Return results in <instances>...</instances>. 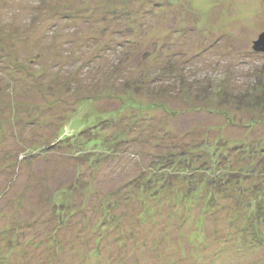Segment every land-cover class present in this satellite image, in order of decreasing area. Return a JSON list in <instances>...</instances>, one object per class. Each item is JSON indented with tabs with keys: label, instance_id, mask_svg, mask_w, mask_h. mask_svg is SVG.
Here are the masks:
<instances>
[{
	"label": "rangeland",
	"instance_id": "1",
	"mask_svg": "<svg viewBox=\"0 0 264 264\" xmlns=\"http://www.w3.org/2000/svg\"><path fill=\"white\" fill-rule=\"evenodd\" d=\"M112 28L124 32L113 50ZM263 34L264 0H0V264H264V239L249 243L232 211L239 183H264L229 182L211 212L181 207L172 178L191 156L194 168L214 165L212 139L264 177V53L253 50ZM128 104L142 109L129 124ZM115 113L125 119L98 123ZM93 124L126 131L113 153H83L88 132L75 133ZM33 143L43 153L24 158ZM75 182L83 197L62 189Z\"/></svg>",
	"mask_w": 264,
	"mask_h": 264
},
{
	"label": "trees",
	"instance_id": "2",
	"mask_svg": "<svg viewBox=\"0 0 264 264\" xmlns=\"http://www.w3.org/2000/svg\"><path fill=\"white\" fill-rule=\"evenodd\" d=\"M135 12H138V11H135ZM112 29L114 30V28H112ZM141 31H142V29H141ZM117 33L119 34V33H124V32L123 31H118V29H116V30L113 31V33L112 32L107 33V35L108 34L109 35L105 39L108 41V43H110L108 49L111 48L113 50V44H116L115 43V39L117 38ZM131 34H132V32H131ZM101 35H103V32H102ZM127 36H128V34H127ZM93 40H95V39H93ZM98 52L100 53L101 50L99 49ZM100 55L101 54H98V57H100ZM69 60H71V59H69ZM10 79H13V80L16 79L15 75L12 74V78L10 77ZM13 80H11V82H12L11 84L5 85V87H7L8 90H12L11 92L16 91V88L14 86V83H13L14 81ZM52 83H54V81ZM82 102L83 101H81V103ZM32 105H35V104H32ZM126 108L130 109L129 110L130 112H128V113H129V115L131 114L130 115L131 117L127 118V121H126L127 124L130 123V120H139V119H141V118H139L142 115V114H139V113H142V109L141 108H138V107L135 108L132 104L126 105ZM161 108L165 109L164 107H161ZM77 110L79 111V109H77ZM77 110H74L73 112L71 111L70 113L64 114L65 120L62 122V128L64 126H66L73 119L74 116H76ZM117 113H115L114 116L108 117V120L104 119V117H103V120L99 121L98 123H103V121H109L110 125H111V124L115 123L116 121H120L121 122L122 120L125 119L124 115L119 116ZM60 118L63 120L62 117H60ZM102 125H104V124H102ZM84 131L88 132L86 135L89 136V137L82 144V147H83V145H85L84 147H86V148H84L85 152H83V153H93V152H96V151H97L96 153H100V151L101 152H105V153H113L112 151L114 149V146L115 145L117 146V144L122 142L121 139L124 138L125 132H126V131H124V129H119V132L117 133V135H113L114 132H112V134L111 133L107 134L104 130H102L100 125L93 124V125H91V126H89L87 128L85 127V128H83L81 130H77V132L75 134H78V135L74 139L75 140L78 139V137L81 136ZM60 132H61V129L57 130V137H58L57 142L60 143V147L61 146L65 147L64 144H66V140H65L66 139V135L65 136H61ZM86 135H83V136H86ZM71 136H73V135H71ZM212 141L213 142H211V146H210L209 149H213L214 151L211 152L212 155H210V157H209V155L207 157H208V161H211V163L213 162L214 165L212 164L211 167H205L206 165H205V162H204L203 165L201 164L198 167L194 168L193 167V163L194 162L201 163L199 161L200 157L196 156V158H197L196 159L195 156H191V159L189 158L190 159L189 163H186L187 166L183 170L178 171V173L175 174L174 177H172V174L170 176L173 179H178L180 181V183L185 187L186 191L183 194L184 197L181 199L183 201L181 203H179V204L180 205L182 204L181 207H183L186 210L189 208L190 205H193L195 203H199L198 201H202L203 205L205 206V207L203 206V208H205L204 210H206V211L210 210L212 212L213 210H211V209H213L212 208L213 206L211 208H210V206H211V204L214 201L213 194L216 192L217 189L220 190L221 192H223V189L225 190L226 187L228 189L229 188L233 189L234 186L229 185L230 184L229 182H231V181L232 182H236V181L251 180L253 182H259L258 183L259 185L264 183V177L263 178L259 177V174H260L259 171H261V169H263L262 165H260V167H258L257 164H256V165H252V167H251L249 165L243 166V164L241 163L243 161L240 159L241 156H239V155L245 153V151H241V152L237 151L234 154L237 158H235L234 155L230 158V153L227 150V148H229V146H228L229 143L226 144V142H225V143H222V144H219V143L216 144V140L215 139H212ZM200 144L203 147V144H206V143L205 142H201ZM33 145H34V143L31 146H25V148H24V146L22 144V146L19 147L21 149L20 153L22 155L25 154L24 155L25 157L23 156L24 158L29 157L30 155H32V153L34 151L36 153H39V154L43 153V150H42L43 147H41V149H32ZM77 146H79V144H77L76 141H75V142H71V144L68 145V148L72 149V148H76ZM241 146H243V145H241ZM79 147H81V143H80ZM185 147H186V149H187V147H189V149L191 148V146H189L188 144H186ZM50 148L54 149L55 147L51 146ZM184 148H183L182 151H185ZM23 149H25V150H23ZM208 150H206V151H208ZM262 150H264V148L260 147L259 151L262 152ZM201 151L203 152V150H201ZM248 155L252 159V156L254 154H253V152L251 153V151H249ZM8 157L9 156H7V155L5 156L6 159ZM193 158H194V160L192 161ZM237 159H239V161ZM7 160H9V159H7ZM216 160L219 161L220 164ZM220 160H222V162ZM221 163H223V165L224 164H227V165H225L223 168H220L219 165H221ZM237 164H241V166L240 167L237 166V168L235 169L234 167ZM261 175L264 176V171L261 172ZM148 176L150 177V175H148ZM78 179L79 178H76V180H78ZM170 180H171V178H168L167 182H170ZM217 182H218V185H217ZM144 183L147 184L148 182H144ZM144 183H143L142 186L139 187V189L141 188V190L139 192H141V191H145L146 192L147 191V190H145ZM238 183L239 182H237V184ZM171 185H172V183H165L164 182V186L165 187H167V186L169 187ZM236 188L239 189V190H237ZM236 188H235L236 191H238V193L240 195H242L239 198L240 199L239 201L242 202V203H241V205L238 204L234 208H232V211L234 212L233 216H235V215L239 216L240 218L243 219L244 223L242 225L241 224H237V226L234 227V229L236 231H238V232H244L247 235L246 236L247 238L249 236H252V237H254V236L257 237L258 236L259 239L261 238L260 240H262V238L264 239V232L260 233V231H259V230H261L260 226H259V222H261V224L263 225L262 228H264V191H263V193H259L261 189H258V188H255V189L249 190V191H246V190L240 191L241 190V183H239ZM62 189H64V191H66L68 194H74V192H78V195L82 196V197H83V194H84L81 191V189H80V183L79 182H77L75 185H73V188H70V189L69 188H62ZM91 190H93V188ZM249 195H251V196H249ZM246 198H247V200H246ZM250 198L252 199V201H251ZM63 211H61V212H63ZM145 211H144V213H145ZM149 211L150 210H148L146 212L147 216H149ZM56 215H57V212H56ZM146 215H144V216H146ZM116 218H118V217L111 216L109 218L110 221L108 220V222L105 225L109 229H111L112 227L114 228V225H116V222L114 220ZM261 220H263V223H262ZM117 222L121 223V219L119 218V220ZM102 223H104V222H102ZM113 223H114V225H113ZM240 225H241V227H244V225H245V228H242V230H241L239 228ZM97 228H98V226H93V228L91 230V233H95L98 230ZM246 228H248V230ZM15 231H14V233H15ZM16 233H17V231H16ZM102 237H103V232L99 230L96 234H94V238H96L95 239V243H101V241L103 240ZM250 242H251V240L249 239V243ZM261 242L263 243L264 240L258 241L259 244ZM20 243H22V242H20ZM17 245L20 248L25 246V245L21 246L19 244H17ZM20 248H19V250H21ZM22 250H24V249H22ZM6 255L7 256H9V255L11 256V255H14V254L11 253V249H10L6 253ZM95 255H98V253L94 252L90 256L91 260L95 259L97 257ZM58 261H59V258H58ZM102 262H103L102 260L99 261V264L102 263ZM89 263H90V261H88V264ZM107 263H108V261L106 262V264ZM165 264H170V262L167 261Z\"/></svg>",
	"mask_w": 264,
	"mask_h": 264
},
{
	"label": "water",
	"instance_id": "3",
	"mask_svg": "<svg viewBox=\"0 0 264 264\" xmlns=\"http://www.w3.org/2000/svg\"><path fill=\"white\" fill-rule=\"evenodd\" d=\"M254 51H262L264 53V34L259 36L257 41L253 42Z\"/></svg>",
	"mask_w": 264,
	"mask_h": 264
}]
</instances>
